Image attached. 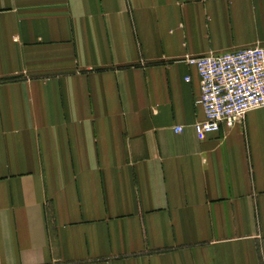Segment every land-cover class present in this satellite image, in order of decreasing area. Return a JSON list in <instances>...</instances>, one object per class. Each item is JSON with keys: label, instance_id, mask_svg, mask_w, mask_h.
Listing matches in <instances>:
<instances>
[{"label": "crops", "instance_id": "1", "mask_svg": "<svg viewBox=\"0 0 264 264\" xmlns=\"http://www.w3.org/2000/svg\"><path fill=\"white\" fill-rule=\"evenodd\" d=\"M253 45L264 0H0V264H264V107L200 140L186 61Z\"/></svg>", "mask_w": 264, "mask_h": 264}, {"label": "built area", "instance_id": "2", "mask_svg": "<svg viewBox=\"0 0 264 264\" xmlns=\"http://www.w3.org/2000/svg\"><path fill=\"white\" fill-rule=\"evenodd\" d=\"M186 61L197 69L201 79L197 102L205 117L194 125L200 140L218 132L222 125L233 127L250 110L264 107V46L209 52ZM182 130L183 126L175 128L176 132Z\"/></svg>", "mask_w": 264, "mask_h": 264}]
</instances>
